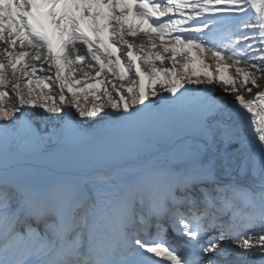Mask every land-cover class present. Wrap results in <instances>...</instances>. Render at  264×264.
<instances>
[{
	"label": "snow or ice",
	"instance_id": "obj_1",
	"mask_svg": "<svg viewBox=\"0 0 264 264\" xmlns=\"http://www.w3.org/2000/svg\"><path fill=\"white\" fill-rule=\"evenodd\" d=\"M258 76L264 0H0V264H264Z\"/></svg>",
	"mask_w": 264,
	"mask_h": 264
},
{
	"label": "bare ground",
	"instance_id": "obj_2",
	"mask_svg": "<svg viewBox=\"0 0 264 264\" xmlns=\"http://www.w3.org/2000/svg\"><path fill=\"white\" fill-rule=\"evenodd\" d=\"M127 38H128L130 41H134L136 44H139V43L141 42V40L144 39L143 36H138V37H136V38H133V37L129 36V37H127ZM17 51H19V48H17ZM26 59H27V58H26ZM89 62H90V58H86L84 61H82V62H76V63L73 65V67H75L76 69H78V71H77L76 74H75V75L77 76V78H80V77L82 76L83 72H88V73L94 75V73H95V71H96L97 69L89 68V67H88ZM142 66H143V65H142ZM164 66H165V67H168V66H170V65H169V64H165ZM80 70H82V71H80ZM106 74H107V73H106ZM89 82H91V81H89ZM115 82H116V83H120L119 80H116ZM125 82H127V78H126ZM259 90H264V85H261V86H259V88H255V89H254V91H259ZM245 98L248 99V98H251V97H249L247 94H245Z\"/></svg>",
	"mask_w": 264,
	"mask_h": 264
},
{
	"label": "rangeland",
	"instance_id": "obj_3",
	"mask_svg": "<svg viewBox=\"0 0 264 264\" xmlns=\"http://www.w3.org/2000/svg\"><path fill=\"white\" fill-rule=\"evenodd\" d=\"M116 80H118V79H116ZM125 83H127V82H125ZM257 83L259 86L264 85V76H258L257 77ZM245 94H247V93H245Z\"/></svg>",
	"mask_w": 264,
	"mask_h": 264
}]
</instances>
